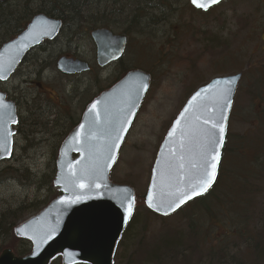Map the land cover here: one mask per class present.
I'll return each mask as SVG.
<instances>
[{
	"label": "rangeland",
	"instance_id": "374dc122",
	"mask_svg": "<svg viewBox=\"0 0 264 264\" xmlns=\"http://www.w3.org/2000/svg\"><path fill=\"white\" fill-rule=\"evenodd\" d=\"M138 1H142L137 9L138 27L129 34V45L121 64L72 77V120L78 122L84 107L99 89L106 88L126 71L140 68L151 76L146 95L109 173L110 181L129 185L135 195L134 213L115 248L112 264H143L145 250L150 249L158 237L185 229L181 214L162 218L149 213L143 195L158 146L171 121L196 88L211 78L241 73L226 132L233 144L240 143L235 139L237 135L246 133L252 138L264 132V119L257 117L264 104V0H227L207 12L194 10L187 0H155L150 4ZM120 3L124 5L123 19L130 20L137 13L136 6L131 0H120ZM164 5L167 9H163ZM92 7L90 12L101 13L106 7L114 10L117 5L101 0ZM81 16L85 18L86 13ZM157 20L158 23H154ZM81 29L82 32L79 28L76 31L72 49L65 45L40 49L36 60L25 65L24 72L30 74L29 77H42L41 82L48 90L65 97L66 88L60 86L56 59L72 52V57L95 66V52L88 33L83 31L84 26ZM64 42V38H60L61 45ZM37 69H40L38 73ZM35 89H28V104L23 108L29 125H24L23 134L15 138L10 159L0 161V216L10 211H16L17 215L11 231L0 232V252L7 247L14 252L17 246H22L13 233L15 225L36 215L58 195L53 186L55 159L66 129L49 123L55 119L54 113L58 116L60 108L53 105L52 99L43 101ZM39 104L50 106L54 113L40 115ZM230 158L228 169L234 168ZM248 162L239 161L242 175L247 173ZM257 185L261 189L253 203L263 210L264 179L257 181Z\"/></svg>",
	"mask_w": 264,
	"mask_h": 264
},
{
	"label": "water",
	"instance_id": "95a60500",
	"mask_svg": "<svg viewBox=\"0 0 264 264\" xmlns=\"http://www.w3.org/2000/svg\"><path fill=\"white\" fill-rule=\"evenodd\" d=\"M188 1L194 8L207 11L224 0L215 4L199 0L206 5L204 8ZM60 25L57 19L34 15L20 33L1 45L0 78L8 77L32 47L53 38ZM92 38L99 65L116 60L123 52L124 37L100 29L92 32ZM87 68L79 59L62 57L58 61V69L65 73H79ZM240 77L241 73H237L210 79L190 94L172 120L159 144L143 195V203L152 213L161 217L171 215L207 193L215 184L227 119ZM149 81V73L131 70L87 104L80 121L58 148L53 186L59 194L36 215L13 228L16 237L30 242V251L18 256L11 248H4L0 252V264H50L57 257L61 264H112L116 244L133 213L135 195L129 185L110 181L109 172ZM225 97L230 102L226 107ZM205 119L224 125L223 142L218 148L207 144V133L215 131L219 139V132L205 125ZM15 121L13 104L5 101L0 93V160L11 155L14 133L11 126ZM174 128L175 134L169 136ZM205 150L219 153L215 179L206 192L195 195L190 187L201 176L204 159L210 161V157L201 155ZM181 192H187L191 199L185 197L180 203L177 197ZM150 202L152 207H149Z\"/></svg>",
	"mask_w": 264,
	"mask_h": 264
},
{
	"label": "trees",
	"instance_id": "16d2710c",
	"mask_svg": "<svg viewBox=\"0 0 264 264\" xmlns=\"http://www.w3.org/2000/svg\"><path fill=\"white\" fill-rule=\"evenodd\" d=\"M29 1L0 0V45L19 33L38 10L52 17L64 14L65 9H72L74 16L84 11L70 6L71 0H47L50 1L47 8L31 7ZM131 3L141 5L140 1L131 0ZM258 111V120L264 119V104ZM76 123L73 121L72 127ZM260 133L252 138L246 133L237 135L235 139L240 143L233 144L226 132L214 186L176 212L185 222L184 231H171L158 237L145 250L143 264H264V209L253 203L261 189L257 181L264 179V132ZM229 157L231 164L234 162L231 169H228ZM241 159L249 161L243 175L239 171ZM15 213L1 214L0 232L11 231L16 223ZM19 242L23 245L17 246L14 253L22 256L29 252L30 243L21 239ZM50 264L61 263L57 258Z\"/></svg>",
	"mask_w": 264,
	"mask_h": 264
},
{
	"label": "flooded vegetation",
	"instance_id": "af4514ba",
	"mask_svg": "<svg viewBox=\"0 0 264 264\" xmlns=\"http://www.w3.org/2000/svg\"><path fill=\"white\" fill-rule=\"evenodd\" d=\"M87 1H88L87 5L89 6V0H87ZM106 1H107V3H111L112 5L116 4L117 5L116 9L110 10L106 7V9L102 10L101 13H98L97 11L96 12L95 11L90 12L89 11L90 9L88 10V8H87L88 6H86L85 7V13H86L85 18L81 16L82 13H84V11L82 12L81 10H80L81 11L80 16H74L75 14L72 13V9H65V13L62 14L63 16L60 15L63 18H61L60 16H58L59 18L49 16L45 12H41V10L40 11L38 10L37 12H35L34 15L44 14L50 18L57 19L60 21L61 25H60V28L58 29L56 35L53 38L44 39L38 45L32 47L25 54V56L20 60V62L15 67L14 71L8 77H6L5 79L0 78V93L3 94V98L5 101L11 102L13 104L15 114H16L15 124H13L11 126V128L14 131L13 136H12V140H13L12 150H13V147L15 144V138L17 137V135L23 134V127H24V125L28 124V121H27L28 119H26L23 116V112H24L23 108L26 104H28V101L26 99L28 97V92H29L28 89L30 87H36V89H35L36 93L39 97L44 99L43 101L47 102L48 99H52L54 104L53 103H51V104L60 108V113L58 114V116H56V114L53 112V110H51L49 108L50 106H43V105L39 104L37 111L42 116L54 113L53 115L55 116L54 117L55 119L51 120V122H49V123L53 124L54 127L66 129L63 132L64 136L62 135L63 137L60 141V143H61L63 141V139L67 136V134L72 130V122L74 121V120H72V77L77 78L81 74H84V73H87V72H90L93 70H95L97 72L109 70L110 68H113V67L121 64L122 58H123V56L126 52V49L128 48V45H129V39H130L129 34L132 33V31H134L138 27V20H137V17H138L137 11L138 10L137 9L139 8V6H136L135 9H136L137 13L132 15L130 20H127V19L124 20L123 17L125 18V16L122 15V14H124L123 9H122V7L124 5L120 3V0H106ZM187 2H188V0H187ZM70 6H72V0L70 2ZM164 8L167 9V6L164 5L163 9ZM90 13H92V14H90ZM78 21L81 22L82 25H79L80 23ZM154 23H158V20ZM82 26L85 27V29L83 31L85 33H88V37H89L88 40L91 43L92 48L95 52V55H94L95 66L91 65L87 61H84L83 59L72 57V52L69 55L59 56L55 61V68H56L57 73H58V79L60 80L59 81L60 86H62V88H66V96L63 97V96L55 95L54 93H52V91L47 89V87L44 83L41 82L42 79H40V78H42V77H29L30 74L24 72V67H25V65L28 64L29 61L33 62L36 60V53H38L40 51V49L45 51V49L50 48L51 45H52L51 48H55L54 46H56V45L59 47H62L65 45V47H68V49H72V45H73L72 43H74V41L77 38L76 31L79 28L82 32V29H81ZM116 26L121 27V28H115ZM100 29L108 30L114 36L125 38V45H124V49H123L122 54L116 60H112V61H110L104 65H99L97 63L96 45H95V42L92 38V32H94L95 30H100ZM60 38H64V41H65L62 45L60 43ZM1 45H0V47H1ZM62 57L71 58V59L72 58L80 59V60L86 62L88 68H87V70H85L83 72L74 73V74L62 72L58 69V61ZM42 60H43V62L45 61L44 59H42ZM39 67L40 68L44 67V64L41 63V65H39ZM39 70L40 69H37L36 73H38ZM131 70H133V69H131ZM131 70H128V71H131ZM122 71H123V69H122ZM128 71H126L123 74V76ZM23 73H25V74H23ZM123 76H121V77H123ZM120 78H117V80H115L112 84H109L106 88L99 89L98 94L100 92H102L103 90L112 86ZM16 80H17V83H19V85L18 84L15 85ZM48 96H49V98H48ZM87 104H86V106H87ZM26 113L31 115V112L29 110H27ZM59 115H60V117H59ZM33 123L37 124L36 121H33ZM9 159H7V160H9ZM3 160H5V159H3ZM0 161H2V160H0Z\"/></svg>",
	"mask_w": 264,
	"mask_h": 264
},
{
	"label": "snow or ice",
	"instance_id": "6c2138e0",
	"mask_svg": "<svg viewBox=\"0 0 264 264\" xmlns=\"http://www.w3.org/2000/svg\"><path fill=\"white\" fill-rule=\"evenodd\" d=\"M192 2H193V4H195L199 8L206 7V5L204 3H200L199 0H192ZM210 3H212V4L218 3V0H210ZM204 91H208V90L205 89ZM199 95L200 94L198 93L197 96H199ZM194 99H195V97H194ZM227 103H230V102L227 101L226 97H225V107H226ZM93 108H95V105H93ZM187 111H188V109H185V112H187ZM223 119H224V117H221V120H223ZM203 123L205 125H210V128L212 130H218L219 139H216L215 131L207 133V144H208V146L215 145L218 148L220 146V144H222V142H223V134H224L223 123L211 121L210 119H205L203 121ZM175 132H176V129L174 128L172 130V132L169 133V136H173L175 134ZM201 155L210 157V161L208 159H204V163H203V165H201V167H203V172H202L201 176L196 180V182L194 184H192L190 187L191 193L195 194V195H200L202 192H206L208 190V188L211 187V184H212L213 180L215 179L216 164L219 161V153L214 151V150L211 152L205 150L204 152H202ZM180 167L182 168L183 165H180ZM193 167H195V165H193ZM209 169H211V171H209ZM80 187L83 188L84 185L81 184ZM185 197H187L188 199H191V195H189L187 192H181L180 195L177 197V199H179L180 203H183ZM151 199H152V197L150 195V201H151ZM149 207H152L151 202L149 203ZM169 207H172V205L169 204ZM176 207H179V203L176 204ZM129 215H130V212H129Z\"/></svg>",
	"mask_w": 264,
	"mask_h": 264
},
{
	"label": "bare ground",
	"instance_id": "6f19581e",
	"mask_svg": "<svg viewBox=\"0 0 264 264\" xmlns=\"http://www.w3.org/2000/svg\"><path fill=\"white\" fill-rule=\"evenodd\" d=\"M101 0H89V6L87 5L88 1L87 0H72V7L74 8L75 6L77 8H82L85 12V7L88 6V10L93 8L92 5H95L96 3H100ZM138 1V0H137ZM147 3L146 4H150L155 0H145ZM31 4L29 6L34 7V6H38V7H42V8H47L50 6V1L47 0H31L29 1ZM142 2V1H140ZM154 3V2H153ZM145 4V5H146ZM33 17V16H32ZM30 21V20H29ZM28 21V22H29Z\"/></svg>",
	"mask_w": 264,
	"mask_h": 264
}]
</instances>
